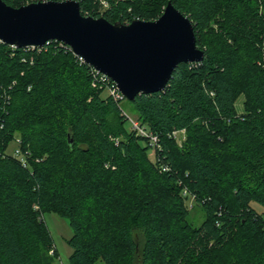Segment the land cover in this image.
<instances>
[{
    "label": "trees",
    "instance_id": "trees-1",
    "mask_svg": "<svg viewBox=\"0 0 264 264\" xmlns=\"http://www.w3.org/2000/svg\"><path fill=\"white\" fill-rule=\"evenodd\" d=\"M77 1L124 23L172 2L205 57L131 101L153 146L70 46L0 40V264L54 263L51 211L69 219L71 264H264V0ZM17 137L27 165L5 152Z\"/></svg>",
    "mask_w": 264,
    "mask_h": 264
},
{
    "label": "water",
    "instance_id": "water-1",
    "mask_svg": "<svg viewBox=\"0 0 264 264\" xmlns=\"http://www.w3.org/2000/svg\"><path fill=\"white\" fill-rule=\"evenodd\" d=\"M0 40L17 48L60 41L115 81L130 101L164 91L181 63L205 57L192 20L172 2L155 20L124 23L83 14L77 0H39L20 7L0 0Z\"/></svg>",
    "mask_w": 264,
    "mask_h": 264
},
{
    "label": "rangeland",
    "instance_id": "rangeland-1",
    "mask_svg": "<svg viewBox=\"0 0 264 264\" xmlns=\"http://www.w3.org/2000/svg\"><path fill=\"white\" fill-rule=\"evenodd\" d=\"M165 9V8H164ZM164 11V10H163ZM107 92L105 91V94ZM123 108V114L127 119V126L130 129H133V121L137 120L136 110L130 100L125 98L121 102ZM244 96L241 95L237 100V108L240 113L244 111L243 108ZM183 133H179L180 137ZM15 148L14 141L11 142L8 146V151L12 152ZM150 154L154 157V150H150ZM154 159V158H153ZM187 205L189 206V213L187 215V221L193 226H199L205 218V210L203 206L196 204L194 195L189 194ZM255 207L260 209L257 204H254ZM45 222L47 223L51 235L53 237L54 248L57 250V255L54 258L53 264H71L70 256L73 252V248L69 244V239L71 238L73 231L70 226L69 219L62 216L58 212L51 211L44 214ZM96 264H102L101 261H98Z\"/></svg>",
    "mask_w": 264,
    "mask_h": 264
},
{
    "label": "built area",
    "instance_id": "built-area-1",
    "mask_svg": "<svg viewBox=\"0 0 264 264\" xmlns=\"http://www.w3.org/2000/svg\"><path fill=\"white\" fill-rule=\"evenodd\" d=\"M40 1H46V0H40ZM104 5L107 6V3L104 2ZM136 19H138V18H136ZM13 47H15V46H13ZM30 47H32V46H30ZM79 59L81 61L85 62L84 59L82 57H80V56H79ZM93 70H94V74H95V78H96L95 81L97 83H99L100 87H103L105 89V91L107 92L108 95L112 96L116 101H119V102H121L122 100L125 99L124 95L119 90V87H118V85H117V83L115 81H113L110 77H108L104 73L99 72L95 68H93ZM132 127H133L134 130H136L141 135L149 136L151 138V143H152L153 146L157 144V137L153 136L152 134L149 135L148 131L139 123L138 120L133 121ZM184 132H185L184 130L174 131V135H176V137H178V138H181L182 135L184 134ZM179 133H183V134L179 137L178 136ZM13 141L15 143L14 150L12 152H9L8 148H7V150L5 151L6 154H9V155H12L14 157H17L21 161V163L23 165H27L28 161H27V157L26 156H28V153H25V152H23L21 150V148H20V138L17 137ZM3 156H4V154H3ZM187 194L189 196L188 191L185 190L184 191V195H187Z\"/></svg>",
    "mask_w": 264,
    "mask_h": 264
}]
</instances>
